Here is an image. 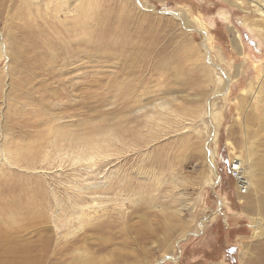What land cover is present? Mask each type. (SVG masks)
I'll return each mask as SVG.
<instances>
[{"label":"rangeland","instance_id":"1","mask_svg":"<svg viewBox=\"0 0 264 264\" xmlns=\"http://www.w3.org/2000/svg\"><path fill=\"white\" fill-rule=\"evenodd\" d=\"M257 10L246 0H0V264H262L252 225L264 190L241 198L231 171L264 158ZM141 97L171 104L151 119L126 114ZM58 130L102 149L93 156Z\"/></svg>","mask_w":264,"mask_h":264},{"label":"bare ground","instance_id":"2","mask_svg":"<svg viewBox=\"0 0 264 264\" xmlns=\"http://www.w3.org/2000/svg\"><path fill=\"white\" fill-rule=\"evenodd\" d=\"M246 1H248L249 3L255 5L257 7V9H258L257 12H259V16L264 19V0H246ZM235 42H236V45H237L238 49L240 50V52L243 53V44H242L240 35H237V37L235 38ZM129 89L125 90L124 95H125L126 98L130 97V99H133L130 102L131 106H132V104L134 103V97L132 96V91H130L131 89L130 90ZM257 95L258 96H256V98L264 103V82H262L261 85L259 86ZM141 98H140V100H138V105L139 106L136 107V108H133V109L126 110V114H128V115H136V116L144 115V117H146V119H151L153 116H155L157 114H160L159 111H157V110L164 109L165 107L170 106V104H171V102H168L166 99H162V100L156 99V100H153V101L144 102L143 97H141ZM173 101H177V99L173 98ZM131 106H129V107H131ZM254 122H256L255 119H254ZM251 125L254 126V124H251ZM244 129H245L246 134H247L246 137L248 139H250V140H253L252 135H250V132H249V129H248V125H245ZM262 129L264 131V122H263ZM60 130H58L59 131L58 132L59 136L57 137V135H55L56 139L57 138H62L63 140H67L68 142H71V143L75 142V144L81 146V150L88 151L93 156L95 155V153L99 152L102 149V144L101 143H93L91 141H85L84 138H79V137H78V139L77 138H73L72 139V135L71 134H62L60 132ZM69 133H71V132H69ZM55 144L56 145L58 144L57 140H55ZM263 145H264V142H263ZM209 161H210V165H211L209 171H210V174L212 175V178L215 179V178L218 177V175H217V173H216V171L214 169L215 160H214L213 154L211 155V158L209 159ZM248 168L250 169L251 174H252V181H250V182L248 180L247 181L244 180L245 174H246V171H247ZM231 171L233 172V176L234 177H236V175L234 173H236V174H238L240 176L241 180L238 182V188H239V192H240V197L241 198H249L253 194H256L259 191L264 190V183L261 182V180H259V175L260 174H262L263 177H264V158H262L259 161L257 160V162H254L251 157L247 158L245 161L243 160V162H240L239 160H236V161L234 160V161H232ZM238 175H237V177H239ZM210 182L214 183V180L211 179ZM243 193L245 195H243ZM179 205H180V208H178V209L177 208H173L174 211L171 210L172 214H175V215H178V216L183 214V212L185 211L186 205L182 202V200H181ZM76 208H77V211H78L76 213V215H78L77 217H80V219H81L82 216L86 215L85 212H84V206H82L80 204H77ZM96 209L94 211L98 212L99 209L98 210H96ZM100 209H102V208H100ZM259 210L261 211V213H264V205H262ZM98 213H96V214H98ZM102 214H105V213L103 212ZM92 219H94V218L90 216L88 218V221L91 222ZM169 220H171V217L169 218ZM1 225L2 224H0V226ZM65 225H63V226H65ZM91 225H92V223H91ZM252 228L254 230V235H253L254 239H257L258 241L264 239V218L263 217L258 216L257 218H255L253 220ZM3 233L5 235L7 233L9 234V237H8L9 238V242L8 243H14L15 242V235L14 234L9 233L7 230H5ZM3 241H5V239H3ZM179 241H177L175 243V245H178ZM9 247L10 248H7V251L10 252V253H14L15 249H14L13 245H11ZM25 254H27V252H24V255ZM172 258H173L172 256H167V258H165V260H167V259L172 260ZM259 259L261 260L262 264H264V245L262 246V249L260 250ZM7 264H13V263H7ZM241 264H255V263H252V260H250V259H246L244 261V263H241Z\"/></svg>","mask_w":264,"mask_h":264}]
</instances>
